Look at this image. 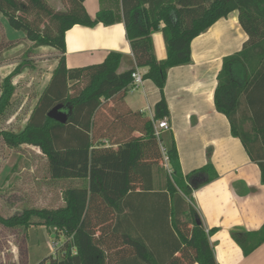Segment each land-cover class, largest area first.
Here are the masks:
<instances>
[{
    "label": "trees",
    "instance_id": "trees-1",
    "mask_svg": "<svg viewBox=\"0 0 264 264\" xmlns=\"http://www.w3.org/2000/svg\"><path fill=\"white\" fill-rule=\"evenodd\" d=\"M84 1L67 0L66 10L55 11L45 0H0V14L10 28L22 32L35 47L57 52V65L24 127L17 133L0 131V138L9 148H38L46 158L50 180H88L86 188L62 192L63 207L23 210L6 219L0 217V223L10 228L39 226L50 233L53 228L55 239L63 237L57 253L39 264H217L209 241L213 230L206 232L191 206L192 191L215 180L217 174L207 164L183 175L173 138L158 139L154 123L169 119L164 96L168 70L188 65L192 40L237 11L248 39L239 52L223 59L214 105L228 119L232 136L258 165L264 184V0H122L126 37L135 65L147 68L142 79L152 81L160 92L152 119L125 105L135 69L118 73L123 58L120 53H108L100 64L66 67L64 36L68 30L76 25H110L118 20L108 10H100L91 19ZM32 12L47 18L50 25L41 28L29 20ZM158 30L166 49V58L161 61L154 55L152 41V34ZM17 72L16 68L3 79L0 118L11 106V79ZM104 102L113 103L117 123L131 118L140 136L117 149L96 145V118ZM58 105L67 114L64 124L47 116ZM246 121L249 129L242 125ZM102 138L109 137L104 134ZM154 171L161 178L159 191H154ZM140 192H155L165 199L163 214L161 210L158 213L168 226L163 227L167 255L160 261L141 237L110 227L122 212L124 197ZM230 236L248 256L264 243V224L251 232L234 228Z\"/></svg>",
    "mask_w": 264,
    "mask_h": 264
},
{
    "label": "crops",
    "instance_id": "crops-1",
    "mask_svg": "<svg viewBox=\"0 0 264 264\" xmlns=\"http://www.w3.org/2000/svg\"><path fill=\"white\" fill-rule=\"evenodd\" d=\"M83 5L91 19L100 10H108L118 20L110 25H76L68 30L64 36L66 67L75 69L100 64L108 53L118 52L123 57L118 73L135 69L143 76L147 68L136 67L126 37L122 0H85ZM162 26L160 24L159 29ZM247 39L239 24L237 11L217 20L192 40L191 62L168 70L164 87L171 129L161 137L164 141L173 138L182 174L187 175L207 164L212 165L217 174L215 180L191 193V206L196 210L202 226L206 232L213 230L209 241L217 264H264V243L244 256L230 236L234 228L251 232L264 224L261 173L240 140L232 136L226 116L217 112L214 105L217 75L222 69V61L239 52ZM152 41L156 59L164 60L166 49L160 30L152 34ZM56 65L57 60L53 69ZM159 99L160 92L153 82L142 80L139 87L127 90L124 102L130 111L152 119L154 106ZM112 109V102H104L97 114L95 142L99 147L117 149L130 138L139 137L140 133L134 128L131 118L125 117L123 123H117ZM238 119L241 120L240 117ZM242 125L245 129L250 128L247 121ZM104 134L109 138H102ZM51 181L63 186L61 196L66 189L88 186V180ZM153 181L154 191H159L162 182L155 171ZM62 204L60 207L64 206L63 199ZM164 206L165 199L158 193L128 194L123 199L122 212L110 227H115L120 233L141 237L155 258L163 260L167 255L163 227L168 226L158 211L161 210L163 214Z\"/></svg>",
    "mask_w": 264,
    "mask_h": 264
},
{
    "label": "rangeland",
    "instance_id": "rangeland-1",
    "mask_svg": "<svg viewBox=\"0 0 264 264\" xmlns=\"http://www.w3.org/2000/svg\"><path fill=\"white\" fill-rule=\"evenodd\" d=\"M45 1L55 11L68 6L67 0ZM27 18L41 28L50 25L47 18L34 12ZM56 58L54 49L35 47L0 14V93L3 79L18 69L11 79L14 92L9 110L0 118V131L17 133L24 127ZM62 187L48 179L47 161L38 148H9L0 138V217L6 219L23 210L59 208L63 205ZM62 241V236L55 239L54 230L50 233L44 227L10 228L0 223V264H39L56 254Z\"/></svg>",
    "mask_w": 264,
    "mask_h": 264
},
{
    "label": "built area",
    "instance_id": "built-area-1",
    "mask_svg": "<svg viewBox=\"0 0 264 264\" xmlns=\"http://www.w3.org/2000/svg\"><path fill=\"white\" fill-rule=\"evenodd\" d=\"M131 79V88H137L142 84V75L137 70H134V72L131 74ZM170 129V124L168 123V120L166 118L154 123V134L158 139H160L161 135L164 132L170 131ZM161 151H163V148H161ZM164 161H166L165 157Z\"/></svg>",
    "mask_w": 264,
    "mask_h": 264
},
{
    "label": "water",
    "instance_id": "water-1",
    "mask_svg": "<svg viewBox=\"0 0 264 264\" xmlns=\"http://www.w3.org/2000/svg\"><path fill=\"white\" fill-rule=\"evenodd\" d=\"M47 116L51 120L61 124H64L67 120V114L63 111V107L61 105H58L51 109ZM53 230L54 229L51 228V231Z\"/></svg>",
    "mask_w": 264,
    "mask_h": 264
}]
</instances>
